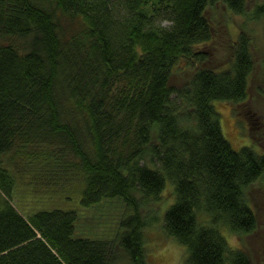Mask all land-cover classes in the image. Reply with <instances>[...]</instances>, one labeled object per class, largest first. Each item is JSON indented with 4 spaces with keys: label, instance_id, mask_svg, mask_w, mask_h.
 <instances>
[{
    "label": "trees",
    "instance_id": "obj_1",
    "mask_svg": "<svg viewBox=\"0 0 264 264\" xmlns=\"http://www.w3.org/2000/svg\"><path fill=\"white\" fill-rule=\"evenodd\" d=\"M218 5L240 15L247 0H0V264H150L160 217L185 264H251L264 151L233 149L212 101L243 102L256 59L241 30L204 66ZM166 181L172 203L144 219ZM116 200L113 234L85 235L80 219Z\"/></svg>",
    "mask_w": 264,
    "mask_h": 264
},
{
    "label": "rangeland",
    "instance_id": "obj_2",
    "mask_svg": "<svg viewBox=\"0 0 264 264\" xmlns=\"http://www.w3.org/2000/svg\"><path fill=\"white\" fill-rule=\"evenodd\" d=\"M257 6H262L264 11V0H247L245 12L240 15L227 11L221 5L210 8L206 15L213 26V41L201 47L204 48L208 58L205 67L225 64L227 57L232 53L230 43L237 39L241 30L248 33L256 64L249 81L247 98L239 104L221 100H213L212 104L220 115L222 133L233 149L239 150L243 146H249L255 151L261 152L262 149L264 151V71L262 69L264 15L256 17ZM185 77L186 74H176L170 83L180 86L185 82ZM258 181L246 190V200L256 214L258 222V228L256 231L254 230V235L250 234L244 237L243 248L248 251L251 264H264V184ZM75 185L80 186L81 184L76 183ZM38 186L48 188V186L32 184L33 188ZM165 187L162 196L163 207L158 200L149 201L140 208L141 217L148 219V216H151L155 211L166 209L172 203L173 187L169 181H166ZM17 188H21L19 193L22 195V199H26V190H22V184ZM73 192H78V190H73ZM79 200L80 197L72 202L76 204L79 203ZM104 204L99 213L80 219L83 223L82 228L88 230L85 231V235L93 236L92 233L99 234L101 232L113 234L118 228V220L125 212L124 206L119 200L115 201L116 206L112 210L108 209L107 203ZM16 205L21 208L20 203ZM162 227L163 223L160 217L153 225L149 223L143 232V241L150 264H185L186 250L168 237ZM229 239L232 246H238L237 236L232 235Z\"/></svg>",
    "mask_w": 264,
    "mask_h": 264
},
{
    "label": "bare ground",
    "instance_id": "obj_3",
    "mask_svg": "<svg viewBox=\"0 0 264 264\" xmlns=\"http://www.w3.org/2000/svg\"><path fill=\"white\" fill-rule=\"evenodd\" d=\"M164 24H165V25H167V26H169V25H170V23H168V22H165Z\"/></svg>",
    "mask_w": 264,
    "mask_h": 264
}]
</instances>
